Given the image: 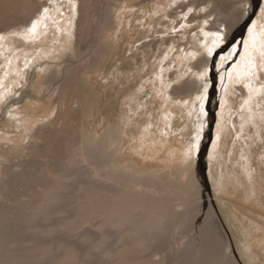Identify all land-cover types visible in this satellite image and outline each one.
<instances>
[{"label": "rangeland", "instance_id": "374dc122", "mask_svg": "<svg viewBox=\"0 0 264 264\" xmlns=\"http://www.w3.org/2000/svg\"><path fill=\"white\" fill-rule=\"evenodd\" d=\"M95 1L93 22L87 28L90 36L81 42L80 56L76 55L80 0H38V11L30 21L0 31V139L18 145L11 139L22 140L30 118L45 124L52 120L65 84L77 70L75 101L83 111L80 136L89 156L130 179H161L187 189L174 165L178 162L188 171L192 197L205 201L201 212L192 211L199 212L193 216L195 223L200 219L199 229L185 232L183 225L185 230H178L166 246L171 253L190 251L176 262L264 264V0L247 30L251 29V42L245 32L229 45L222 39L225 27L215 24L223 18L205 16L209 9L204 11L205 5L198 6L196 0L191 6L187 4L192 0ZM221 1L228 12L233 0ZM248 2L236 6L239 27L250 11ZM218 27L222 28L219 40L214 31ZM211 55L220 104L207 168L209 187L197 178L194 164L196 145L202 141L198 128L204 117ZM174 87L183 88L185 94L172 95ZM132 98L137 112L130 113L131 121H124L125 103ZM50 128L43 130V137ZM76 169L67 168L71 173ZM41 188L18 189L10 197L12 211L22 212L14 200L36 199ZM66 205L63 201L58 207ZM56 209L52 206L48 213ZM207 217L216 224L220 241L210 236L205 245ZM86 227L72 234L62 230L51 238L38 230L11 229L6 232L11 245L4 242L2 247L16 246L19 251L22 242L31 239L78 244Z\"/></svg>", "mask_w": 264, "mask_h": 264}, {"label": "bare ground", "instance_id": "6f19581e", "mask_svg": "<svg viewBox=\"0 0 264 264\" xmlns=\"http://www.w3.org/2000/svg\"><path fill=\"white\" fill-rule=\"evenodd\" d=\"M184 1L188 2V0ZM193 1H189L187 5L191 6ZM241 1L233 0L227 12L224 10L226 5H220L223 2L221 0H196L198 6L205 5L204 11L209 9L205 16L215 15L223 18L216 20L215 24L219 23L225 27L221 36L227 45L237 34H244L251 26L245 31L247 24L243 20L239 24L240 27L238 26L240 14L236 6L246 0ZM248 1L250 8L260 3V0ZM80 2L82 16L76 53L78 56L83 53L81 42L85 37L90 36H86L87 28L90 27L96 6L95 0H80ZM261 5L264 6V3ZM37 7L38 0H0V31L20 22L24 23L28 18L30 21L34 11L35 13L38 11L35 10ZM214 31L215 38L221 39L219 33L222 32V28H214ZM247 37L251 42V29L247 32ZM77 75L75 70L66 82L60 109L52 120L45 124L30 118L26 122V130L22 132V140L11 139L12 142L18 141V145L0 139V264H179L175 258L182 256L184 259L190 251L184 250V253H181V250L176 249L171 253V248L168 247L166 250V246L170 240H175L178 230H185L183 225L187 226L185 232L195 226L196 231L199 229L200 219L198 218L195 223L193 216L197 217L205 208V201L201 197H192L188 185L190 183L188 171L178 162H174V165L179 169L180 178L187 184V189H181L176 185L172 187L161 179L154 181L146 178L130 179L102 160L89 156L80 136L83 111L75 101ZM236 77L239 79V75ZM182 94H185L183 88H173L172 95ZM254 94L258 95L260 92L254 90ZM132 101L133 98L128 100L129 103H125L127 108L123 111L124 121H131L130 113L137 112V107L130 103ZM218 114L212 143L208 149L207 166L217 136ZM203 126L204 117L202 128H197L202 132ZM47 127H52L51 132L43 137V130ZM205 165L202 156L195 170L202 184H207L203 173ZM69 167L77 169L71 173L67 170ZM73 182L75 185L71 184ZM42 186L44 190L36 199L31 197V200L26 198L23 201L14 200V203L21 204L22 212L15 214L12 211L10 197L17 194L18 189L34 192L32 190ZM63 201H66L67 205L58 207ZM52 206H57V209L48 213ZM194 210L199 212L193 213ZM210 218H205L203 226L202 235L205 236L202 237L205 245H208L209 238L219 240L216 224ZM84 227L86 231L79 235L78 244L63 239L54 244L35 242L31 239L22 242L23 247L20 252L15 250L16 246H10L12 240H7L8 234H6L11 229L25 233L35 230L51 238L53 234L64 232L62 230L72 234ZM4 242L10 244L7 249L4 245L2 247Z\"/></svg>", "mask_w": 264, "mask_h": 264}, {"label": "water", "instance_id": "95a60500", "mask_svg": "<svg viewBox=\"0 0 264 264\" xmlns=\"http://www.w3.org/2000/svg\"><path fill=\"white\" fill-rule=\"evenodd\" d=\"M261 4V0L260 3L255 5V7L250 8V11H248V14L246 15L244 21L246 22L247 26L245 28L246 29L249 27L250 23L252 22L257 10L259 9ZM245 35L244 34L241 35L242 39ZM227 44V42H226ZM213 55V54H212ZM211 55V66H209V85H208V89L205 95V102H204V126H203V131L201 132V136L200 138H202V141L200 139V142L198 143V145H196V151H195V164H194V169L196 170L198 163L201 160V157L203 156L206 165L203 168V173H205V177L207 179V183L208 186L209 185V180H208V172H207V155H208V149L212 143V134H213V129H214V125H215V120H216V115H217V110L220 104V100H219V93H218V83H217V77H216V72L215 70H213V57L215 55H213L212 57ZM214 115V117H213Z\"/></svg>", "mask_w": 264, "mask_h": 264}, {"label": "snow or ice", "instance_id": "6c2138e0", "mask_svg": "<svg viewBox=\"0 0 264 264\" xmlns=\"http://www.w3.org/2000/svg\"><path fill=\"white\" fill-rule=\"evenodd\" d=\"M45 11H47V9H45ZM35 27H36V25L33 24L31 30L34 31L35 30Z\"/></svg>", "mask_w": 264, "mask_h": 264}]
</instances>
